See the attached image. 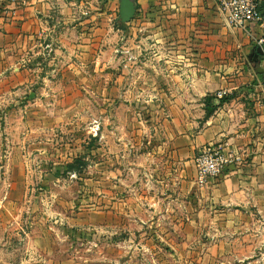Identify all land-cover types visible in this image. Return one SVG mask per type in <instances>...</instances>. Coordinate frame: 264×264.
<instances>
[{
  "label": "crops",
  "instance_id": "0c3cea01",
  "mask_svg": "<svg viewBox=\"0 0 264 264\" xmlns=\"http://www.w3.org/2000/svg\"><path fill=\"white\" fill-rule=\"evenodd\" d=\"M228 1L134 0L121 27L119 0H0V160L24 161L18 133L62 146L67 117L104 102L109 125L86 148L108 165L107 213L140 208L145 259L264 264V28L231 27ZM209 143L244 162L200 188L194 157Z\"/></svg>",
  "mask_w": 264,
  "mask_h": 264
},
{
  "label": "rangeland",
  "instance_id": "374dc122",
  "mask_svg": "<svg viewBox=\"0 0 264 264\" xmlns=\"http://www.w3.org/2000/svg\"><path fill=\"white\" fill-rule=\"evenodd\" d=\"M86 103L82 116L67 117L62 146L43 149L42 133H18L24 161L0 160V264H158L144 257L154 242L137 227L140 208L131 203L138 211L107 213V191L114 189L100 173L108 165L85 138L98 136L99 121L109 123L100 116L104 102ZM115 190L111 202L122 203V189Z\"/></svg>",
  "mask_w": 264,
  "mask_h": 264
},
{
  "label": "built area",
  "instance_id": "2783aa9c",
  "mask_svg": "<svg viewBox=\"0 0 264 264\" xmlns=\"http://www.w3.org/2000/svg\"><path fill=\"white\" fill-rule=\"evenodd\" d=\"M260 1L229 0L222 5L221 11L231 27L244 29L248 24L254 23L264 28V10L260 9ZM255 46L261 50L264 58V34L255 39ZM224 96V91L215 93L218 101ZM243 162L241 155L234 150H225L220 144H206L194 157L196 183L198 186H206L208 182L219 179L227 167L238 166Z\"/></svg>",
  "mask_w": 264,
  "mask_h": 264
},
{
  "label": "water",
  "instance_id": "95a60500",
  "mask_svg": "<svg viewBox=\"0 0 264 264\" xmlns=\"http://www.w3.org/2000/svg\"><path fill=\"white\" fill-rule=\"evenodd\" d=\"M134 13H135L134 0H119L118 17H117V22L119 26L124 27V25L133 18ZM257 52L259 54H262L259 48H257Z\"/></svg>",
  "mask_w": 264,
  "mask_h": 264
},
{
  "label": "trees",
  "instance_id": "16d2710c",
  "mask_svg": "<svg viewBox=\"0 0 264 264\" xmlns=\"http://www.w3.org/2000/svg\"><path fill=\"white\" fill-rule=\"evenodd\" d=\"M225 100H226V98L223 97V98H221V99L219 100V103H222V102H224ZM212 111H213V109L210 110V111H208V112H206V116H208L210 113H212ZM72 167H73L72 164L67 165V170L71 169Z\"/></svg>",
  "mask_w": 264,
  "mask_h": 264
}]
</instances>
